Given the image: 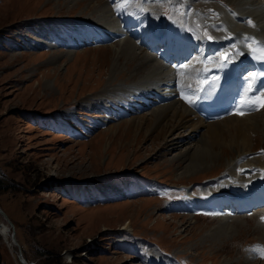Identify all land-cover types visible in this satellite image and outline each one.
I'll list each match as a JSON object with an SVG mask.
<instances>
[{
    "label": "rangeland",
    "instance_id": "1",
    "mask_svg": "<svg viewBox=\"0 0 264 264\" xmlns=\"http://www.w3.org/2000/svg\"><path fill=\"white\" fill-rule=\"evenodd\" d=\"M220 1L103 0L92 9L88 0H0V207L6 213H0V256L5 264H22L20 254L29 264H43L47 257L49 264H264L263 212L219 218L176 205L193 192L211 191L212 178L227 173L223 161L178 181V165L184 168L188 161L172 163L170 156H160V147L170 135L182 139L183 129L163 137L148 131L145 121L134 126L136 116L115 127L106 122L110 113H100L106 89L126 84L113 70L114 47L127 40L137 44L129 35L133 30L120 41L88 39L89 44L72 32L84 22L122 21L111 11L118 6L126 14L143 9L149 27L162 28L169 21L183 24L190 3ZM255 134L257 156L264 154V127ZM104 180L109 182L101 184ZM111 180L121 186L120 197L99 200Z\"/></svg>",
    "mask_w": 264,
    "mask_h": 264
},
{
    "label": "bare ground",
    "instance_id": "2",
    "mask_svg": "<svg viewBox=\"0 0 264 264\" xmlns=\"http://www.w3.org/2000/svg\"><path fill=\"white\" fill-rule=\"evenodd\" d=\"M102 1L88 0L93 3L89 7L95 9V6L96 8L97 5L100 6ZM116 1L109 0V3ZM220 3L221 5L190 3L185 11L183 24L169 21L163 26L166 35L173 36L175 40H185L186 46L191 45L192 51L188 52L192 54L188 57L184 56V60L177 68L171 66L172 63L171 65L165 63L164 56L158 58L153 53L160 50L162 40V35H155V31H149L145 39L151 40L153 46L149 42L142 41L143 39L140 38L142 36L135 35V32L132 37L139 41L137 44L127 40L113 46L115 52L113 70L118 78L126 80V84L116 88L110 86L106 89L105 96H108V100L107 103L100 105L102 108L100 113H110L112 120L106 122L115 127H118L116 123L123 118L136 116L137 118L132 122L134 126L141 127L147 124L148 131L155 130L157 135L163 137L173 130L183 129L187 134L182 139L170 135L169 139L164 141L161 147L159 146L160 156H170L172 163L188 161L184 168L178 165L181 173L177 175L176 180L180 181L210 170L223 161L227 173H224L221 176L224 179L220 180L226 183L225 188L220 186L214 188L215 185L212 183L214 178L210 183L211 191L203 196L216 190L215 195L210 199L211 202L216 203V199L231 200L233 198L231 191H235L241 205L255 203L252 208L254 215L264 211L258 209L259 206L264 207V154L255 156L253 149L255 132L259 125L264 127V97L261 98V102H257L253 97L250 87V82L253 80L250 74L253 72L247 56L253 44H264V0H222ZM125 10L126 8L120 6L111 10L113 16L122 21L117 20V23L108 27L109 30L105 28L107 26H101L100 30L90 31L95 29L94 25H80L73 30L75 39L98 37L100 42L104 40L116 42L115 39L118 37L123 39L127 29L140 30V32L150 29L146 21L148 13L145 10L141 9L129 14H126ZM183 26L191 30L193 41L188 37L186 39ZM157 29L162 28L157 27ZM107 34L113 35L111 40L105 39ZM72 45L75 46L77 43ZM224 58L236 63L242 71L243 88L240 106L247 104L248 108H256V111L249 113L241 109L224 119L208 122L195 113L193 103L198 96L199 87L209 77L216 76L220 61ZM46 86L51 89L53 83L47 82ZM155 91L159 93L155 94ZM116 100L120 104L117 105ZM149 110L151 114L140 116ZM143 121L147 123L144 124ZM126 123L129 122L123 125ZM202 129L205 130L202 143H198L191 150L193 139ZM154 139L156 138L152 139L153 145L157 140ZM228 151L230 157L227 155ZM235 152L237 157L233 155ZM244 167L249 170L240 173L242 175L240 177L239 170ZM260 179L263 180L262 183ZM204 206L206 205L203 204L202 207ZM262 218L259 220L261 228H264ZM130 225L131 223L126 228H130Z\"/></svg>",
    "mask_w": 264,
    "mask_h": 264
},
{
    "label": "water",
    "instance_id": "3",
    "mask_svg": "<svg viewBox=\"0 0 264 264\" xmlns=\"http://www.w3.org/2000/svg\"><path fill=\"white\" fill-rule=\"evenodd\" d=\"M0 213H2L3 215L6 216V213L4 212V210L0 207ZM12 224V223H10ZM20 261L22 264H28V262L25 261V259L22 257V255L20 254Z\"/></svg>",
    "mask_w": 264,
    "mask_h": 264
},
{
    "label": "trees",
    "instance_id": "4",
    "mask_svg": "<svg viewBox=\"0 0 264 264\" xmlns=\"http://www.w3.org/2000/svg\"><path fill=\"white\" fill-rule=\"evenodd\" d=\"M50 260H51V258L47 257V259H45V260L43 261V264H49ZM0 264H5V263L3 262L1 256H0ZM53 264H54V263H53Z\"/></svg>",
    "mask_w": 264,
    "mask_h": 264
},
{
    "label": "snow or ice",
    "instance_id": "5",
    "mask_svg": "<svg viewBox=\"0 0 264 264\" xmlns=\"http://www.w3.org/2000/svg\"><path fill=\"white\" fill-rule=\"evenodd\" d=\"M249 23H251V22L249 21ZM262 219H264V218H262Z\"/></svg>",
    "mask_w": 264,
    "mask_h": 264
}]
</instances>
